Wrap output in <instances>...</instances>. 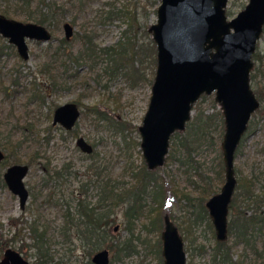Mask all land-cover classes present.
<instances>
[{"label":"rangeland","instance_id":"obj_1","mask_svg":"<svg viewBox=\"0 0 264 264\" xmlns=\"http://www.w3.org/2000/svg\"><path fill=\"white\" fill-rule=\"evenodd\" d=\"M248 1L229 0L227 9L232 14L228 16L230 18L236 16ZM152 2L153 0H82V2L57 0L58 6L64 5L66 10L65 15L62 16L63 20L58 27H51L53 33L51 41L28 40L30 56L27 60L19 55L15 45L10 44L8 39L0 35L2 49L0 52V149L5 150L8 156V166L15 163H32L25 178L30 196L24 209L20 206L19 198L13 194L4 180V172L8 166L3 167L0 164V236L10 239L16 234L17 239L9 241L5 248L12 247L19 250L31 264L37 257L34 235L31 232L34 223L46 232L47 245L53 256L51 263L47 264H84L87 260L88 247H84L82 241L76 239L77 228L69 227L72 230L68 240L62 232L67 223L65 221L67 212L71 213L73 218H80L77 214L80 185L91 179L93 173L88 167L94 161L77 147V136L60 128L59 125H53L54 109L58 105L71 101L81 105L82 114L74 130L94 145L97 153L93 157H98V162L107 166V171L114 180L131 184V175L125 171L127 165L130 166L132 163L140 167L145 162L140 147V154L138 148L129 151L132 157L124 154L121 151L124 147L120 142L121 139L111 136L108 125L102 126L105 122L94 121V115L88 107L97 105L109 115L125 120V132L128 138L130 136L141 140L138 126L142 123L149 105L152 83L140 81L135 86H131L130 81L121 75L113 79L99 75L106 62L100 61L95 65L85 61L76 62L63 54L65 50L59 55L56 48L61 44V39L65 38L63 25L69 21L75 27L74 34L69 39L70 48L68 47L75 53L82 48L86 35L94 36L95 44L101 47L113 45L122 37L126 24L118 17L113 21L105 22L109 16L108 11L125 10L127 6L137 12L138 22L150 26L157 20L156 11L159 5L155 7ZM145 12L148 18L145 17ZM11 18L26 21L23 16ZM149 34L147 41L152 39L150 32ZM257 52L264 59V33L257 43ZM141 60L142 62L139 61L138 64L143 70V55ZM256 66L261 71L260 73L256 71V77L251 79V86L257 96L259 95L261 106L253 114L248 130L242 138L236 154L235 166L238 175L255 179V192L260 194L264 191V71H262L264 60L261 65L256 63ZM53 71L56 72L55 81L52 78ZM35 86H38L44 94L43 102L34 94ZM218 111L221 112V109L215 101L214 94L204 95L197 101L196 108L194 106L192 117L199 113L206 117ZM98 122L102 127L96 125ZM212 131L196 145L191 155L187 156L181 149L176 158L168 160L176 143L171 138L167 159L163 166L155 170L157 176L164 181L165 187L171 190L166 203L174 215L173 221L178 227L185 226L184 231L188 238L185 237L183 228L180 230L185 237L187 264L208 263L211 258L210 252L216 242L208 218L195 219L199 211H197V203L200 199L198 201L197 198L201 197L200 186H204L207 181L202 177H209L217 182L218 192L224 183L218 185L217 180L220 172L218 153L220 151L222 153L223 140L220 134L222 131L225 132L224 124L222 126L217 120ZM185 133L186 131L183 134ZM173 153L176 156V151ZM65 166L69 167L70 172L64 171ZM58 170L65 174L64 181L59 185L49 176L50 173ZM194 182L199 185V189L195 188ZM96 183L97 181L89 184L87 193L81 195V198L90 202L92 206H95L99 199V188ZM186 192L190 193L188 195L190 197L183 198ZM147 202L150 203L149 200ZM247 205L248 208L236 206L235 211L241 209L247 214H252L256 208L264 211V204L258 207ZM124 207L122 205L114 207L111 213L113 223L109 227L106 241L116 243L135 236L134 242L138 253L130 255L118 253L115 257V253L110 252L111 264H161L154 244H157L163 229L156 230L154 225L149 224L151 217L145 214L142 218L134 220L135 229L132 234V231L126 229ZM235 211L229 212V221L233 219V214H237ZM189 218L192 222L190 228L185 224H188ZM117 225L119 228L115 231ZM20 228H24L25 236L22 239L17 233ZM262 230L264 233V227ZM254 231L256 238L260 230ZM234 242L235 236L232 235L229 237V244ZM198 247L202 252L195 249ZM232 251L234 261L243 258L242 255L245 259V254H249L250 261V248H246L243 243L234 245Z\"/></svg>","mask_w":264,"mask_h":264},{"label":"water","instance_id":"obj_2","mask_svg":"<svg viewBox=\"0 0 264 264\" xmlns=\"http://www.w3.org/2000/svg\"><path fill=\"white\" fill-rule=\"evenodd\" d=\"M229 0H159L157 20L148 31L156 45V70L151 97L142 123L140 149L150 170L164 165L171 138L183 132L192 118L194 106L203 95L214 94L224 117L221 142L225 180L219 192L206 201L216 239L229 238L230 205L236 191L235 159L253 114L261 102L251 86L253 55L264 32V0H249L236 16L229 17ZM65 38L71 39L75 27L66 21ZM0 35L16 46L19 55L30 56L28 40L49 42L51 30L40 23L21 21L0 13ZM81 116L77 103L66 102L55 109L53 124L72 130ZM85 153L94 147L84 136L76 140ZM6 157L0 149V163ZM28 164L7 167L4 180L25 208L29 189L25 178ZM119 225L115 227L118 230ZM164 264H187L185 240L169 214L161 232ZM94 264H111L110 250L92 256ZM0 264H31L17 249L4 251Z\"/></svg>","mask_w":264,"mask_h":264},{"label":"trees","instance_id":"obj_3","mask_svg":"<svg viewBox=\"0 0 264 264\" xmlns=\"http://www.w3.org/2000/svg\"><path fill=\"white\" fill-rule=\"evenodd\" d=\"M79 1L82 2V0ZM2 2H4V4H2ZM152 3L153 6L156 7L157 4H159V1L153 0ZM65 12L64 5L58 6L57 0H0V13L7 17L23 16L26 21L43 24L50 30L51 27L55 28L60 25L63 20L62 16L65 15ZM108 14L109 16L106 18L105 22L113 21L114 18L118 17L126 24V29L123 31L122 37L116 44L101 47L100 45L95 44L94 36L86 35L83 39L82 48L75 53L73 50L68 49L70 40L62 38L61 44L56 48L58 54L60 55L63 50H65L63 54L69 59H74L76 62H91L93 65L98 64L100 61L106 62V66L101 69L102 72H100L99 75H105L110 79L121 75L127 81H130L131 86H135V84L140 81H143V83H153L157 64V50L152 39L147 41L150 37L148 31L149 24H145L144 22L142 24L140 21L138 22L137 12L132 11L131 8H128L127 6L125 10H109ZM227 14L231 15L232 12L227 9ZM145 17L148 18L146 12ZM1 50L0 47V52ZM142 55L143 70L141 68L142 66L138 64L139 61L142 62ZM253 59L257 65H261L264 60L259 52L254 54ZM91 68L93 69L92 65ZM256 71H258V73L261 71L258 66L254 67V70L251 73V79L256 77ZM52 78L53 81L56 80L55 71L52 72ZM35 92L36 93L34 94L43 102V93L38 86H35ZM88 109L92 111L95 118L94 121L99 120L100 122H105L102 126L108 125V129L112 133L111 136L121 139L120 142L124 145V147L121 148V151L124 154L132 157V154L129 153L132 148H138L139 154L141 153L139 150L140 140L130 136L128 138V135L125 132V120H120L114 115H109L108 112L99 109L97 105L88 107ZM203 116L202 113H199L192 117L182 133L177 132L172 136V139H174L176 143H174L173 150L168 156V160L176 158L178 151L181 149L187 154V156L191 155L195 151L196 145L213 132L212 129L217 120L220 121L222 126L224 124L225 129L222 112L218 111L215 114H209L206 117ZM96 125L102 127L99 122L96 123ZM185 131L186 133L183 134ZM68 132H72L75 136H78L77 131L74 129ZM223 134L222 131L220 137H222ZM174 151H176V156H174ZM218 157V168H220V172L217 176V180L219 182L218 185H220V183L225 180V167L221 151L218 153ZM7 160L8 156H6V159L1 163V166H8L9 163ZM182 162L185 163V161ZM28 164L31 166L32 163L29 162ZM89 168L96 171L95 174L93 173V175H91V183L97 181V179L99 181L96 183L99 188L98 203L95 206H92L90 202H87L79 196L77 214L80 218H73L74 216H71V213L67 212L65 218L67 223L62 232V235L68 240L71 235L70 230H72L69 227L74 226L77 228L76 239L82 241L84 247H88L86 254L87 260L84 264H94L92 261L93 254L104 248L115 253V257H117L116 254L118 253H121L122 255L138 253L137 246L134 242L135 236L133 238L128 237L123 241L118 238L119 241L116 243H109L106 241V237L109 236V227L111 223H113L111 220V213L114 207L116 208L119 205L125 206L124 213L127 222L126 229L132 231V234L135 229L134 220L142 218L145 214L151 217L149 224L151 223L154 225L155 227H153L158 231L164 228V217L166 214H169L173 220L174 215L166 203L167 197L171 194V190L169 191L165 187L164 181L160 176H157L155 170H149L147 168L145 162H143V165L140 167L132 163L130 166L127 165L125 171L131 175V184L118 179L114 180L109 174L104 177L105 174H103V172L107 169V166L101 163L96 162V164H92ZM64 171L70 172L69 167L65 166ZM237 171L238 169L236 168L238 183L230 205V211H235L236 206L248 208L249 206L247 204L256 205L257 207L262 206L264 204V191L257 194L255 192V179L245 175H238ZM49 172H51L50 169ZM64 175V173L59 172L58 170L52 174L50 173L49 176L54 178L59 185L64 181ZM94 177L97 179L94 180ZM202 178L207 181H205L204 186H200V195L202 198H197L198 201L200 199V202L197 203V211H199L195 219L201 218V220H204L208 218V223L212 229L213 235L216 237L215 229L206 207V201L212 195L217 193L219 189L217 188V182H214L211 178ZM194 185L195 188L199 187V185H196V182H194ZM181 193L183 194V192ZM188 195H190V193H187L183 198L190 197ZM147 200H149V204ZM148 205L149 208L147 209ZM235 212L237 214H233V219L229 221V237L232 235L235 236L234 244H229V238L226 241H218L216 239L212 252H210V261L206 264H264V233L262 230V227H264V211L260 210V208H256L253 210L252 214H247V212L241 209ZM185 224L189 228L192 226L190 218L188 219V224ZM184 227L185 226H180L179 230L180 228H183L182 231L185 234V237L188 238L187 233L184 231ZM255 229L260 230L259 236L256 238ZM23 230L24 228H20L17 232L20 239L25 236ZM31 232L34 235V247L37 249L36 261L33 264L51 263L53 256L50 252L49 245H47L48 240L46 239L45 230L40 229L39 225L34 223L31 227ZM16 239V234L10 239H5L1 235L0 255H2V253L4 254V251L9 248H5L7 243L9 241H15ZM237 243H243L246 248H250V261L249 254H245V259L244 255H242L243 258H238L235 261L233 260L232 247ZM154 245L159 253L161 264H164L162 239L160 236L158 237L157 244ZM195 249L202 252L199 247Z\"/></svg>","mask_w":264,"mask_h":264},{"label":"flooded vegetation","instance_id":"obj_4","mask_svg":"<svg viewBox=\"0 0 264 264\" xmlns=\"http://www.w3.org/2000/svg\"><path fill=\"white\" fill-rule=\"evenodd\" d=\"M263 33H264V32H263ZM256 52H257V49H256L255 53H256ZM255 53H254V54H255ZM253 56H254V55H253ZM253 60H254V59H253ZM255 66H256V63H255V61H254V67H255ZM254 67H253V70H254ZM253 70H252V71H253ZM252 71H251V73H252ZM253 90H254V89H253ZM34 92H35V91H34ZM254 92H255V90H254ZM255 94H256V92H255ZM42 95L44 96V94H42ZM203 96H204V95H203ZM256 96H257V94H256ZM257 98L259 99L258 96H257ZM259 101H260V99H259ZM71 102H75V101H71ZM260 102H261V101H260ZM75 103L78 104V106L80 107V110H81V108H82L81 105H80L78 102H75ZM61 105H62V104H61ZM58 106H60V105H58ZM58 106H57V107H58ZM57 107H56V108H57ZM56 108H55V109H56ZM55 109H54V112H55ZM221 112H222V111H221ZM81 114H82V110H81ZM53 116H54V115H53ZM80 117H81V116H80ZM79 119H80V118H79ZM53 125H54V124H53ZM57 125H59V124H57ZM60 126H61V125H59V127H60ZM60 128L64 129L65 131H70V130H66L63 126H61ZM73 129H74V128H73ZM73 129H72V130H73ZM79 136H81V135H78L77 138H78ZM77 138H76V140H77ZM86 140H87V139H86ZM87 141H88V140H87ZM88 142H89V141H88ZM89 143H90V142H89ZM91 144H92V143H91ZM76 145H77V144H76ZM92 145H93V144H92ZM77 147H78V146H77ZM93 147H94V145H93ZM78 148H79V147H78ZM79 149H80V148H79ZM80 150H81V149H80ZM3 151L5 152V150H3ZM81 151H82V150H81ZM82 152H83V151H82ZM84 153H85V152H84ZM96 153H97V152H95V147H94V151H93L92 153H89V154L86 153L88 156L92 157V160L94 161L95 164H96V162L99 163V162H98V157H93V155H94V154L96 155ZM5 154H6V152H5ZM6 156H7V154H6ZM5 159H6V157H5ZM5 159H4V160H5ZM2 162H3V161H2ZM2 162H1V163H2ZM1 163H0V164H1ZM94 163H93V164H94ZM28 165H29V164H28ZM103 165H105V164H103ZM29 166H30V165H29ZM105 166H106V165H105ZM146 166H147V165H146ZM8 167H9V166H8ZM147 168H148V167H147ZM158 168H159V167H158ZM88 170L91 171V172L94 173V174L96 173V171H94V169H90L89 167H88ZM149 170H150V169H149ZM155 170H156V169H155ZM71 173H72V171H71ZM103 174H105L104 177H106L107 174L110 175V173L107 171V169L103 172ZM92 175H93V174H92ZM110 176H111V175H110ZM111 177H112V176H111ZM95 178H96V177H94V179H95ZM96 179H97V178H96ZM94 182H95V181H94ZM98 182H99V181H98V179H97V183H98ZM92 183H93V182H92ZM92 183H91V180L88 179V182H86V183H82V184L80 185V189H81V190L79 191V192H80V196H81L82 194H84V193H87V191H88V186H89V184H92ZM29 193H30V191H29ZM16 196H17V195H16ZM17 197H18V196H17ZM19 252H20V251H19ZM20 253H21V252H20ZM21 254H22V253H21ZM22 255H23V254H22ZM23 256H24V255H23ZM2 257H3V256H2ZM2 257H1V258H2ZM24 257H25V256H24ZM25 258H26V257H25Z\"/></svg>","mask_w":264,"mask_h":264}]
</instances>
